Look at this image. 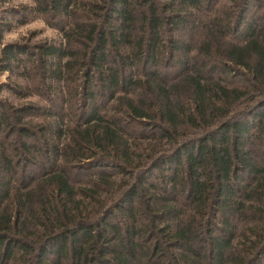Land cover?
<instances>
[{
	"label": "trees",
	"instance_id": "16d2710c",
	"mask_svg": "<svg viewBox=\"0 0 264 264\" xmlns=\"http://www.w3.org/2000/svg\"><path fill=\"white\" fill-rule=\"evenodd\" d=\"M11 12L0 264H264V0ZM31 17L60 38L2 43Z\"/></svg>",
	"mask_w": 264,
	"mask_h": 264
},
{
	"label": "rangeland",
	"instance_id": "374dc122",
	"mask_svg": "<svg viewBox=\"0 0 264 264\" xmlns=\"http://www.w3.org/2000/svg\"><path fill=\"white\" fill-rule=\"evenodd\" d=\"M32 5H34V0H9V2L2 1L0 3V20L3 16L7 15V11L12 14V9L21 10L24 6ZM17 17L18 15L16 16V18ZM5 18L6 17H4V19ZM4 19L2 18V20ZM59 38V32L56 29H53L52 27L48 26L42 18L31 17L27 20L25 24L14 25L10 31H5L3 34L2 43H18L23 45H29L30 47L34 48L40 42L46 40H58ZM14 80L26 83L22 79H15L14 76L8 75V73L6 72L0 73V88H2L0 97L2 99L7 100L12 105H25L32 102L37 103L39 101V99L33 96L18 99L15 93H11L8 88H4L7 85L13 86Z\"/></svg>",
	"mask_w": 264,
	"mask_h": 264
}]
</instances>
